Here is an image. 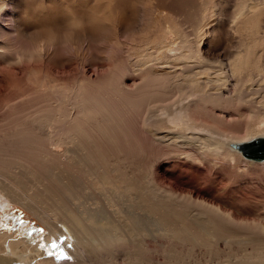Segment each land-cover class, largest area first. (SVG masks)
I'll return each mask as SVG.
<instances>
[{"label": "rangeland", "instance_id": "rangeland-1", "mask_svg": "<svg viewBox=\"0 0 264 264\" xmlns=\"http://www.w3.org/2000/svg\"><path fill=\"white\" fill-rule=\"evenodd\" d=\"M196 58L230 72L232 63L243 76L230 77L231 84H263L264 0H0V148H12L23 141L41 148L63 122L75 116L80 120L83 104L84 114L96 119L105 132L108 118L115 117L126 100L131 106L124 115L129 116L120 119L127 129L149 141L154 129L147 122L155 113L151 100L158 85L161 94L169 90L186 93L190 88L199 93L202 89L195 78L175 76L180 67L193 65ZM203 79L204 75H198V80ZM142 102L146 107L137 117L133 109ZM207 105L217 114L232 110L230 104L217 100ZM152 149L148 143L144 167L115 163L122 174L117 185L113 177L100 170L96 176L81 174L77 179L80 197L71 200L69 207L80 212L92 209L120 227L111 231L115 240L107 253L101 247L95 249L98 252L91 249L86 262L264 264V171L258 164L243 168L236 160V169L220 167L202 178L189 167L184 170L177 166V154L171 148H163L167 155L156 159ZM156 168L165 173V179L158 176ZM22 174L17 167L1 171L0 179L8 178L22 194L32 196L38 181ZM191 188L205 191L203 202L222 213L215 216L203 212L211 222L210 230L173 227L164 221L160 227H153L150 215L131 204L132 191L142 193L143 200L151 205L156 190L162 204L191 215V210L179 208ZM111 194L122 202L119 215L114 213L116 206L106 201ZM41 206L44 209H27L0 189V233L32 248L40 246V250L46 246L45 239L58 245L56 234L73 245L63 221L51 220L46 207ZM131 222L137 225L133 227ZM178 237L196 239L178 241ZM62 250V258L73 261L74 250L70 253L63 246Z\"/></svg>", "mask_w": 264, "mask_h": 264}, {"label": "bare ground", "instance_id": "bare-ground-1", "mask_svg": "<svg viewBox=\"0 0 264 264\" xmlns=\"http://www.w3.org/2000/svg\"><path fill=\"white\" fill-rule=\"evenodd\" d=\"M205 62L206 60L196 58L193 65L180 67L179 74L175 75L186 76L188 79L195 78V82L202 87L199 93H195L190 88L186 93L175 94L169 90V92L161 94L159 91L161 88L158 85L153 100H151L155 113L152 114L150 123L147 122V126L154 129L153 137L149 141L147 138L141 137L139 132L127 129L125 121L121 120L129 116L124 115L130 112L131 106L126 100L123 101L122 105L124 106H121L115 113V117L108 118L105 132L99 128L96 119H92L91 115L84 114L86 105L83 104L80 120L75 116L69 122H63L58 128L56 126L57 129L48 135V140L46 138V143L41 141V148L25 145V141L18 145L15 144L12 148L2 146L0 148V172L18 167L23 173L22 176L36 178L39 186L36 184L35 194L32 192L33 195L28 196L22 194L19 186L17 187L11 180L1 178L0 189L6 192L7 197L12 201L18 202L26 208L40 209L39 207L42 208L41 205H44L51 220L57 218L59 221H63L62 224L73 238L74 243L73 245L64 243L62 235L56 234L55 236L60 240L58 245L53 248L52 244L47 243L45 239L46 246L44 245L45 248L40 250V246L32 248L22 240H10L0 233V264H88L86 262L88 261V256L86 257L88 252L91 253L92 250L98 252L95 249L101 247L102 251L107 253L109 244L115 240L111 236V231L120 227L114 226L113 222L94 213L95 211L92 209L80 212L69 207L71 200L80 197L77 179H81V174L96 176L100 170V172L108 174L110 178L113 177L111 178L113 181H111L114 185L119 184L122 174L115 163L121 165L120 161H123L130 163L129 165L132 167H144L148 154L145 149L148 143L152 144L151 154L155 159L167 155L163 148H171L173 153L177 154V166L183 169L189 167L202 178L208 172H213L214 169L219 170L220 167L236 169V160L240 167L244 165L243 168H251L248 166L249 163H257L258 169L264 171V160L245 159L237 149L233 148V145L243 146L248 142L264 138V105H262L264 103V83L255 86L253 82V84L246 85L245 82L239 80L240 82L231 84L230 77L243 76L242 71L236 72L232 63L229 64L230 72L229 70L223 71L225 68L222 70L220 65L208 66L209 64ZM175 68L178 71L177 67ZM200 74L205 76L203 81L198 80ZM173 78L175 81L179 80L177 77ZM212 100L230 104L231 113L217 114L213 110L214 107L207 105ZM145 107L143 102L137 104L133 109V114L140 117ZM122 115L124 116L120 119ZM235 117L239 120H235ZM74 119L78 122H74ZM85 120L91 124V128L85 126L87 124ZM83 124L84 126H82ZM114 124L115 128L112 127ZM231 153L237 154L241 159H237ZM185 162H190L191 165H187ZM156 169L158 176L165 179V173ZM192 176L196 175L192 174ZM194 180L192 179L191 182ZM5 181H10L7 188L5 185L8 183L5 184ZM92 181L99 182L96 177ZM135 183L139 189L137 180ZM132 188L135 189V186L132 185ZM141 194L140 192L135 194L132 191L130 196L134 200L131 204L136 210L141 209L142 212L145 211L148 216L150 215L149 223L153 224V227H160L164 221L173 227L188 225L197 230L206 231L212 229V226L203 212L215 216L222 214L218 208L212 209V205L203 202L205 191L201 189L191 188L188 192V199L185 197L184 202L179 204L181 210H191V215L180 214L162 204L159 200L162 197L156 190L153 192V204L151 205L146 204ZM164 198L172 199L169 196ZM106 201L108 205L116 206L114 208L116 215L123 212L120 208L122 202H120L119 196L111 194V197L106 198ZM98 202L96 201L97 204H99ZM38 214L41 215L40 212ZM43 214L42 217H44ZM162 216H167V218L162 219ZM44 218L46 219V217ZM49 224L48 226L53 225ZM131 225L135 227L137 223L133 225L131 222ZM221 238L218 237V239ZM176 239L178 241L195 240L196 237H178ZM87 243H89L88 247ZM62 246L70 253L74 250L75 253H71L73 261L62 258L64 256ZM132 255L136 254L133 252ZM53 260L56 263H53Z\"/></svg>", "mask_w": 264, "mask_h": 264}, {"label": "water", "instance_id": "water-1", "mask_svg": "<svg viewBox=\"0 0 264 264\" xmlns=\"http://www.w3.org/2000/svg\"><path fill=\"white\" fill-rule=\"evenodd\" d=\"M233 148L237 149L245 159L251 161L264 160V138L248 142L243 146L233 145Z\"/></svg>", "mask_w": 264, "mask_h": 264}, {"label": "snow or ice", "instance_id": "snow-or-ice-1", "mask_svg": "<svg viewBox=\"0 0 264 264\" xmlns=\"http://www.w3.org/2000/svg\"><path fill=\"white\" fill-rule=\"evenodd\" d=\"M51 247L55 248L56 247V244L55 242L52 243Z\"/></svg>", "mask_w": 264, "mask_h": 264}]
</instances>
